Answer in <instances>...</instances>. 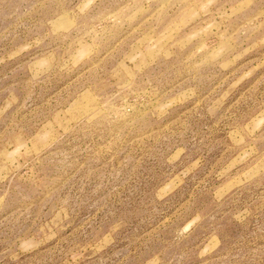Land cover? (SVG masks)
Masks as SVG:
<instances>
[{
	"label": "rangeland",
	"instance_id": "rangeland-1",
	"mask_svg": "<svg viewBox=\"0 0 264 264\" xmlns=\"http://www.w3.org/2000/svg\"><path fill=\"white\" fill-rule=\"evenodd\" d=\"M0 264H264V0H0Z\"/></svg>",
	"mask_w": 264,
	"mask_h": 264
}]
</instances>
